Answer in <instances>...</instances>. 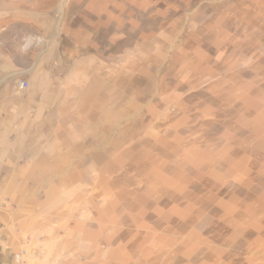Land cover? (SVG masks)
Returning <instances> with one entry per match:
<instances>
[{
    "label": "rangeland",
    "instance_id": "rangeland-1",
    "mask_svg": "<svg viewBox=\"0 0 264 264\" xmlns=\"http://www.w3.org/2000/svg\"><path fill=\"white\" fill-rule=\"evenodd\" d=\"M0 25L76 61L48 79L82 92L84 187L140 264H264V0H0Z\"/></svg>",
    "mask_w": 264,
    "mask_h": 264
},
{
    "label": "crops",
    "instance_id": "crops-1",
    "mask_svg": "<svg viewBox=\"0 0 264 264\" xmlns=\"http://www.w3.org/2000/svg\"><path fill=\"white\" fill-rule=\"evenodd\" d=\"M3 35L0 25V264H140L84 187L74 151L84 144L82 92L60 89L68 77L48 79L53 65L66 76L76 61L37 57L32 43L21 49Z\"/></svg>",
    "mask_w": 264,
    "mask_h": 264
},
{
    "label": "built area",
    "instance_id": "built-area-1",
    "mask_svg": "<svg viewBox=\"0 0 264 264\" xmlns=\"http://www.w3.org/2000/svg\"><path fill=\"white\" fill-rule=\"evenodd\" d=\"M18 86L20 89H25L28 87V81L25 79L20 78L18 81ZM25 253V250L23 249L19 253L14 255V258L16 261H21L23 254Z\"/></svg>",
    "mask_w": 264,
    "mask_h": 264
}]
</instances>
